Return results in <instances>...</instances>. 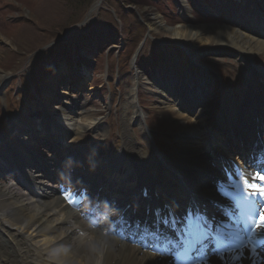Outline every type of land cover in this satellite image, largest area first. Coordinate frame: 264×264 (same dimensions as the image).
Segmentation results:
<instances>
[{
  "label": "bare ground",
  "instance_id": "obj_1",
  "mask_svg": "<svg viewBox=\"0 0 264 264\" xmlns=\"http://www.w3.org/2000/svg\"><path fill=\"white\" fill-rule=\"evenodd\" d=\"M180 1L181 7L188 2ZM223 1L227 0H211L213 9L218 12L226 7L231 11L235 9L226 6L227 2L224 4ZM243 1L245 3H241L237 15L234 12L228 13L227 24L197 27L177 25L166 34L169 39L174 37L181 41L190 37L199 43L197 48L211 42L224 43L239 51L248 61L251 56L264 53V0ZM232 4L236 6L234 1ZM203 7L212 10L206 3H203ZM158 26V21L150 23L153 29ZM200 52L199 49L198 53H190L192 65L198 61L197 55ZM75 68L77 72L73 69L65 71L68 73L65 79L62 78L65 85L58 77L51 84L58 87L57 90L62 85L66 86L62 90V94L69 99L65 104L55 93L50 100L53 99L51 102L54 106L61 108L62 115H66V111L71 113L68 118L63 115L51 119L47 113L45 118L39 116L40 119L32 121L28 125L29 130L24 125L15 124L11 135L2 140L0 138V264H167L166 260L152 256L127 241L105 234L104 229L92 228L65 204L53 187L52 179L79 176L90 184H97L96 187L106 186L101 193L110 194L109 198L114 197L119 190L125 205L134 198L127 196V192L138 186H149V194L152 196L158 192L165 199L186 198L182 193L181 198L170 195L165 190V181L181 188L193 180L199 189L195 192L204 198L211 197L209 183L214 178L212 174H217L216 157L223 156L221 149L212 143L220 139L225 141V136L231 133L238 134L240 140H243L249 137L250 131L257 130H254L255 125L260 126L258 129L262 131L264 106H259L258 102L245 104L241 108L232 103L224 104L222 113L215 115L211 112L212 95L203 93L212 84L207 72L203 73L201 69L202 74L190 77L189 73L174 72L167 76L158 70L157 75L149 73L144 82H137L130 94L141 100L142 86L156 94L157 104L153 108L166 123L169 133L175 135L179 144L178 151L149 154L151 146L148 145L146 155L142 154L136 140L142 145L145 142L149 144V139L153 138V133L150 135V129L144 125L140 128V134H134V137L124 134L122 148L118 153L107 154L102 144L108 146L112 143L108 135L97 138L93 142H97V145L90 146L83 142L84 137L75 133L102 128L94 112L87 110L84 114L77 113L73 107L76 103L74 90L79 91L85 85L83 83L90 72L86 63ZM255 74L262 75L260 71H255ZM161 81L168 82L165 88L159 87L164 95L158 90ZM53 87L50 89L53 90ZM41 92L47 93L48 89ZM175 96L184 98L192 115L175 107V102L171 104ZM227 96L226 99L229 98ZM196 106L198 109L193 111ZM31 107L35 105L31 104ZM141 113L137 106L131 114L124 113L121 127L128 131L126 123L129 120L141 123ZM47 122L52 126L51 129ZM67 127L69 131H65ZM221 130L226 131L225 136L220 133ZM15 133L19 136L16 137ZM66 135H70V139ZM13 137L16 139L9 140ZM147 155H151L152 161ZM8 176L13 179L10 180Z\"/></svg>",
  "mask_w": 264,
  "mask_h": 264
},
{
  "label": "rangeland",
  "instance_id": "obj_2",
  "mask_svg": "<svg viewBox=\"0 0 264 264\" xmlns=\"http://www.w3.org/2000/svg\"><path fill=\"white\" fill-rule=\"evenodd\" d=\"M187 1L181 7L180 0H0L1 140L11 135L15 124L29 130L28 125L37 115L42 118L46 113L63 116L61 108L54 106L50 98L55 93L63 104L69 100L62 94L66 89L62 80L67 76L65 71L78 63H86L90 72L85 85L79 91L74 90L76 103L73 107L77 113L94 112L102 128L75 133L84 137L90 146L97 145L93 143L97 138L108 135L114 145L105 146V150L114 154L122 148L124 134L132 137L140 134V128L147 121L154 129H150L154 139L142 145L136 140L142 154L146 155L148 145L151 146L149 153H156L159 147H167L169 151L179 149L175 135L166 129L161 116L157 112L147 113L146 107V111L143 110L130 91L137 82H144L149 73L157 75L161 66L168 69L166 75L189 73L196 67L192 65L190 53H198L199 49L197 70L203 69L213 80L216 97L212 99V110H216L227 95L235 103L241 99L239 94L245 96L249 91H256L264 100L261 96L264 95V53L246 61L239 51L224 43L211 42L197 48L199 43L190 37L181 41L174 37L169 39L166 34L177 25L227 24L226 11L237 15L239 6L245 2L227 0L226 6L235 9L231 11L226 7L219 13L213 9L211 0ZM203 3L212 10L204 8ZM153 21L159 23L155 29L150 27ZM137 52L138 61L134 62ZM165 69L159 71L165 72ZM255 71L262 75L257 76ZM56 77L63 83L59 90L51 85ZM162 80L166 81L163 77ZM45 89L48 92L42 93ZM141 90V102H149L151 110V106L157 104L156 94L143 86ZM35 91L42 94L40 98L36 99ZM135 106L142 112V122L129 120L126 123L128 132L121 127L122 115L131 114ZM65 114L63 117L68 118L71 113L66 111ZM8 178L11 180L10 176Z\"/></svg>",
  "mask_w": 264,
  "mask_h": 264
},
{
  "label": "snow or ice",
  "instance_id": "obj_3",
  "mask_svg": "<svg viewBox=\"0 0 264 264\" xmlns=\"http://www.w3.org/2000/svg\"><path fill=\"white\" fill-rule=\"evenodd\" d=\"M242 179L247 188L256 190L252 191L250 195L256 196L258 194L264 198V185L249 183L247 178ZM255 179L254 177L253 180ZM259 179L264 181V176H260ZM232 186L237 190L235 194L228 192L223 187H218V191L222 195L230 196L235 201L237 215L232 219L237 227L234 230L225 231V228H230V225L227 224L217 226L213 230L212 222L204 215H193L189 211L184 218L182 234L178 233L175 239L155 235L158 242L156 246L162 247L166 255L174 258L172 264H202L200 257L209 250V242L212 245L211 251L217 257L222 258L225 252L243 249L251 245L253 234L258 230L264 231V211L260 213L258 222L253 227L247 218L254 207L253 202L249 200L247 195L243 194L240 184L233 181ZM229 215L231 214L229 213ZM241 225H243L242 231ZM246 236L248 239H245ZM233 259H239V257H233Z\"/></svg>",
  "mask_w": 264,
  "mask_h": 264
}]
</instances>
